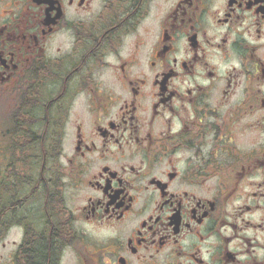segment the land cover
<instances>
[{
    "label": "flooded vegetation",
    "instance_id": "1",
    "mask_svg": "<svg viewBox=\"0 0 264 264\" xmlns=\"http://www.w3.org/2000/svg\"><path fill=\"white\" fill-rule=\"evenodd\" d=\"M0 264H264V0H0Z\"/></svg>",
    "mask_w": 264,
    "mask_h": 264
},
{
    "label": "trees",
    "instance_id": "2",
    "mask_svg": "<svg viewBox=\"0 0 264 264\" xmlns=\"http://www.w3.org/2000/svg\"><path fill=\"white\" fill-rule=\"evenodd\" d=\"M47 251V250H46ZM45 256H46V254H45ZM45 260H46V258H45Z\"/></svg>",
    "mask_w": 264,
    "mask_h": 264
}]
</instances>
